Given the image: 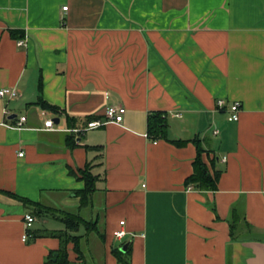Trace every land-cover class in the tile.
<instances>
[{"label": "crops", "instance_id": "0c3cea01", "mask_svg": "<svg viewBox=\"0 0 264 264\" xmlns=\"http://www.w3.org/2000/svg\"><path fill=\"white\" fill-rule=\"evenodd\" d=\"M7 87L19 97H0V264L56 261L59 238L24 235L65 229V213L96 223L78 231L85 262L70 242L68 264H264V0H0ZM110 104L126 108L122 122L107 120ZM154 112L168 139L149 138ZM199 149L221 171L217 190L187 186Z\"/></svg>", "mask_w": 264, "mask_h": 264}, {"label": "trees", "instance_id": "16d2710c", "mask_svg": "<svg viewBox=\"0 0 264 264\" xmlns=\"http://www.w3.org/2000/svg\"><path fill=\"white\" fill-rule=\"evenodd\" d=\"M14 36H17V31H12ZM43 108L59 112V107L53 106L45 101H40ZM148 136L151 140L168 139L166 129H167V115L162 112H154L149 116L148 121ZM72 138V145H75V138ZM176 144H183L182 141L173 140ZM87 148H91L88 146ZM202 149H199L198 157L194 162V172L187 179V186H193L202 190H217L218 181L221 176V171L214 170V163H212V168L203 160ZM92 165L89 162L84 169H80V175L78 178L85 181V188L78 191L77 194L81 197V206L85 207L89 205L91 194L95 189L96 176L91 171ZM72 174L78 176V173L71 170ZM25 203L31 204L35 207V213L39 217L54 216L55 211L41 203L32 202L29 199L22 198ZM235 215L237 216V209H234ZM63 221L65 223V229L48 231L43 230L39 232L29 230L27 232V240L36 239L42 236H52L57 237L61 240V247L58 249V256L56 261H52V264H68V244L72 242L74 244V250L78 254V258L85 262V253L81 247L82 236L78 233L82 224L92 229L96 227V223L93 221H87L79 215H74L71 213L63 214ZM237 225L233 223V230ZM122 245L117 246L113 249V253L119 258V260H124L125 256L129 253V248L126 252L121 250ZM54 252L51 254L50 258L53 257Z\"/></svg>", "mask_w": 264, "mask_h": 264}, {"label": "built area", "instance_id": "2783aa9c", "mask_svg": "<svg viewBox=\"0 0 264 264\" xmlns=\"http://www.w3.org/2000/svg\"><path fill=\"white\" fill-rule=\"evenodd\" d=\"M65 9H67V7H64ZM19 45H23L25 43L24 40H19ZM0 97L1 98H9V99H15L19 97V92L14 89V88H2L0 89ZM226 101L224 99H219L217 101V107L222 109L225 107ZM241 110H242V105L241 102L239 101H235L233 103H231V105L228 107V120L229 121H239L240 120V116H241ZM4 113L6 115H10V111L8 110V108L4 109ZM126 113V108L124 106L121 105H113L110 104L106 107L105 109V116L107 118L108 121H114V122H122L124 119V115ZM43 115H47V111H43ZM27 121V117L22 116L17 120L16 125L18 127H23L25 125ZM103 125V122L100 120H94L89 122L88 127L89 128H94V127H99ZM45 127L48 129H54L56 127V122L53 118H47L45 120ZM215 133H218V129H215ZM20 156L24 155V152L21 151L19 153ZM26 221L28 223H32L35 220V217L31 214H27L25 217ZM121 228L116 230L114 235L115 237L122 242L125 237L127 236V231L126 229L123 228V225L125 224V221H121ZM28 235L25 234L24 235V239L27 240Z\"/></svg>", "mask_w": 264, "mask_h": 264}, {"label": "water", "instance_id": "95a60500", "mask_svg": "<svg viewBox=\"0 0 264 264\" xmlns=\"http://www.w3.org/2000/svg\"><path fill=\"white\" fill-rule=\"evenodd\" d=\"M55 121H56V123H59V122H60V119H59V118H56ZM128 248H129V243H126L125 245H123V246L121 247V250H122L123 252H126V251L128 250ZM56 256H58V253H56ZM54 260H55V259H54Z\"/></svg>", "mask_w": 264, "mask_h": 264}, {"label": "rangeland", "instance_id": "374dc122", "mask_svg": "<svg viewBox=\"0 0 264 264\" xmlns=\"http://www.w3.org/2000/svg\"><path fill=\"white\" fill-rule=\"evenodd\" d=\"M50 222L53 224V223H59V222H57V221H54L53 219L52 220H50Z\"/></svg>", "mask_w": 264, "mask_h": 264}]
</instances>
